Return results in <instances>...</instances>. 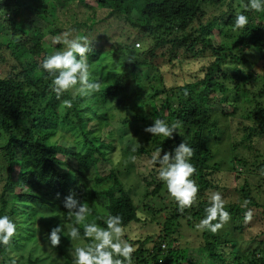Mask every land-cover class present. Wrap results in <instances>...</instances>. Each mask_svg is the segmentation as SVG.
<instances>
[{"label":"trees","instance_id":"trees-1","mask_svg":"<svg viewBox=\"0 0 264 264\" xmlns=\"http://www.w3.org/2000/svg\"><path fill=\"white\" fill-rule=\"evenodd\" d=\"M218 4L221 12L204 23L205 6ZM246 4L247 0H0V215L7 214L17 227L10 245L0 246V264H73L67 226L74 220H64L65 236L57 246L45 243L48 230L67 217L62 200L70 192L92 209L89 221L103 226L102 218L109 213L122 217L124 238L136 245L133 264H264V198L250 179L236 184L237 201L225 206L234 218L238 213L244 221L251 210V218L261 220L249 231L250 240L238 237L243 224L212 238L194 226L204 215L208 196L226 186L218 183L216 173L222 170L216 157L225 139L219 117L237 119L242 141L264 142V73L256 71L258 62L245 53L252 47L260 53L258 60H264V10L247 11L248 24L233 30L235 14ZM52 20L88 38L90 79L100 82L93 95L66 91L57 98L51 90V78L40 64L47 54L65 47L50 37L62 32ZM165 48L170 52L168 64L155 65ZM106 104L135 115L116 127ZM145 104L151 105L154 118L179 121V133L174 131L171 139L147 136L151 144L139 141L138 146L128 136L122 155L151 159L157 147L162 146L163 154L182 140L188 143L194 150L192 178L199 189L183 212L177 211L158 180L159 165L153 179L145 180L142 200L136 203L111 159L136 117L147 125L153 122L142 116ZM71 132L79 135L72 138ZM209 137L213 140L208 142ZM235 159L230 170L239 180L245 173L239 171L243 161ZM259 163L264 169V155ZM154 222L161 226L159 232L134 239L137 226ZM78 227L82 234V224ZM186 227L198 233L193 248L180 243ZM81 242L88 238L82 236L72 245Z\"/></svg>","mask_w":264,"mask_h":264},{"label":"clouds","instance_id":"clouds-1","mask_svg":"<svg viewBox=\"0 0 264 264\" xmlns=\"http://www.w3.org/2000/svg\"><path fill=\"white\" fill-rule=\"evenodd\" d=\"M264 10V0H247L244 11L237 12L233 21V30L242 29L248 24L247 11ZM65 47L47 54L40 64V68L51 78L50 87L57 98L62 93L76 89L81 96H91L100 89L98 80L90 79V66L86 53L90 50L86 36H76L63 41ZM185 95L187 92L185 91ZM71 106L70 101L63 102ZM180 122H168L161 118H154L150 125L143 130L155 137L169 138L173 132L179 133ZM193 148L182 140L170 150L157 147L152 153L151 161L159 165L157 178L166 188L168 195L177 205V211L183 212L189 208L197 195L199 185L192 178L196 169L191 163ZM59 197V193L56 194ZM63 207L67 210V217L52 226L46 233L45 243L52 248L61 241L65 232V219H72L74 223L67 226V237L71 241H81L82 236L88 238L87 243H77L70 246L69 251L73 264H133V253L136 245L124 238L125 228L119 214L109 213L103 217V226L88 216L92 209L83 203L74 192L64 196ZM225 201L219 192L213 191L204 207V215L194 226L197 230H207L216 233L228 221L230 214L224 207ZM247 204V201L244 202ZM251 218V210L245 213L244 219ZM83 226V233L78 225ZM17 231L16 223L7 215H0V246H9ZM65 236V235H64ZM14 264V262H13Z\"/></svg>","mask_w":264,"mask_h":264},{"label":"rangeland","instance_id":"rangeland-1","mask_svg":"<svg viewBox=\"0 0 264 264\" xmlns=\"http://www.w3.org/2000/svg\"><path fill=\"white\" fill-rule=\"evenodd\" d=\"M223 9L221 4H218V6L214 5H208L205 6V14L202 19L204 23L207 22L208 19L212 18L214 15H218L221 10ZM55 23V27H59L62 32H59L57 34L58 36H50L52 40L57 42H63L67 36L71 35L72 37L76 36H82L83 32L80 30L73 29L72 34L71 30L68 31L67 26L64 24H61V22H57L56 20H52V23ZM100 27H104L103 25H100ZM107 27V26H106ZM127 31H129V27H126ZM122 31V30H121ZM120 32V31H119ZM128 33V32H127ZM108 34L107 32L105 35ZM116 36V35H115ZM111 37V36H110ZM109 38V37H108ZM107 39V38H106ZM141 46L145 47L142 42ZM163 52L165 56L158 57L154 60L155 65H163L168 64V61L170 60V52L167 48L160 51V53ZM245 53L247 56L251 59L253 62H258L257 66L255 67L256 71L258 73H264V60L259 61L258 57L260 53L255 50L252 47H248L245 49ZM247 64V66L252 65ZM243 68H245V65H242ZM241 67V69H242ZM152 76V75H151ZM71 92V94H76L78 90L72 89L68 90ZM138 103V102H137ZM105 111L108 113L109 119L113 123L114 126L120 127L121 122H123L126 118L135 115V112L130 111H123L116 107L115 104H106L104 107ZM137 111V110H136ZM142 116H145L147 120L152 121L154 119L152 114V108L150 104H145L142 108ZM137 121L132 125L128 126V134L127 137L124 138L122 141V144H117L115 150L113 151L111 155V159L113 161V164L116 165L118 172L120 173V178L125 182L127 187L130 189L131 192H133L135 196V202L140 203V200H142L141 193L144 191L145 180L149 181L152 180V173L155 171L154 168L157 169L156 163L152 162L150 158H148L145 155L139 156L138 158H132L131 156H123L121 152V148L123 145H125L128 141L129 137H132L133 140V146H138L139 141L146 144H151L150 141H147L146 137L151 136L150 133H146L143 129L147 126L145 120L141 118H137ZM217 119V118H216ZM218 120V119H217ZM237 119L231 120L227 117L220 116L218 120V126L225 131V139H222V144H220V151L217 155V161H222V170L216 173H220L217 175L218 183H225V187H221V189H217L215 192H219L221 194L222 199L225 201L224 207L228 205H232L237 201L238 193H237V185L241 182L243 183L244 178L250 179L251 183L255 185V189L258 190L261 194V199L264 198V169L260 168V160L262 159L264 155V142L262 139L256 140L255 142L248 143L244 142L241 139V133L240 131H237ZM67 130V129H66ZM64 130V131H66ZM69 132V131H68ZM67 132V133H68ZM72 135V138H76L79 134L78 133H70ZM129 136V137H128ZM208 142L212 141L213 138L209 137L207 138ZM214 146V145H213ZM241 159L243 161V167L239 166V171L244 170V175L241 179L237 180V173L234 170H230V168H233L236 165V159ZM134 160V161H133ZM248 172H247V171ZM227 172V173H226ZM157 173V172H156ZM157 176V174H156ZM232 177L231 181L229 180V177ZM92 186H97V184H93ZM230 214V213H229ZM234 215L230 214V217L228 221H226L223 224V227L220 228L216 233H211L210 237L212 238L213 235H220L221 237H224L225 232L227 231H234L236 228L241 226V224L245 225L243 230L238 231V237L239 239L248 241L250 240V235L248 234L249 231L252 229H257L259 225L261 224V220L257 218H251L247 221H242L240 216L235 214L236 218L233 217ZM250 226L252 228L250 229ZM161 226H159V223H151L149 225L142 224L136 227L137 236L136 238H146L148 235H153L154 233L159 232ZM182 237H180V243L183 246H188L190 248H193L198 245V243H195L197 240V235L195 229L191 230L188 227L183 228L181 231ZM187 243V244H185ZM69 244H73V241L69 242ZM73 246V245H72Z\"/></svg>","mask_w":264,"mask_h":264},{"label":"built area","instance_id":"built-area-1","mask_svg":"<svg viewBox=\"0 0 264 264\" xmlns=\"http://www.w3.org/2000/svg\"><path fill=\"white\" fill-rule=\"evenodd\" d=\"M137 46H139V44H137Z\"/></svg>","mask_w":264,"mask_h":264}]
</instances>
